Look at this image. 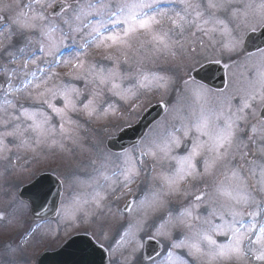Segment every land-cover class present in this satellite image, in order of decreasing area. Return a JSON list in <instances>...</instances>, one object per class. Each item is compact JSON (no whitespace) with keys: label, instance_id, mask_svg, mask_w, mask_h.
<instances>
[{"label":"snow or ice","instance_id":"snow-or-ice-1","mask_svg":"<svg viewBox=\"0 0 264 264\" xmlns=\"http://www.w3.org/2000/svg\"><path fill=\"white\" fill-rule=\"evenodd\" d=\"M261 38L264 0H0V190L15 189L0 264H33L53 220L85 227L50 264H264ZM148 94L169 117L125 145L113 118ZM94 122L121 135L11 183L29 156L82 149Z\"/></svg>","mask_w":264,"mask_h":264},{"label":"rangeland","instance_id":"rangeland-1","mask_svg":"<svg viewBox=\"0 0 264 264\" xmlns=\"http://www.w3.org/2000/svg\"><path fill=\"white\" fill-rule=\"evenodd\" d=\"M204 63H207V61L202 62V65ZM200 66H197V68ZM60 71H67V69H59ZM167 99V97H165ZM161 97L158 94H148L147 96H142L140 100L136 101L139 105V107L136 109V111L129 113L126 110H121V113H117V117L113 118L112 123L123 125L124 127L130 126L134 124L136 121L140 119V116L142 115V112L146 110L150 105L160 102ZM123 115V119H120L119 117ZM169 114L167 113L161 117L159 121L164 120L165 118H168ZM158 121V122H159ZM157 123V122H156ZM155 123V124H156ZM155 124L151 127L153 128ZM89 129L88 133H82V135L86 136V141L83 145L82 149H74L71 153H46L42 154L39 159H37L35 162L31 161V157L29 156L27 158L28 163L30 164V168L28 171H24V164L25 161H20V170L13 176L10 177V181L12 184H21L26 185L30 182L32 179V176L29 174L36 173V172H44L45 170H51L56 169L57 175L63 173L68 174L71 171H73L76 166L82 161L86 160L89 156L93 154L92 144L96 139H104L106 142H108V139L110 137L116 136L119 131L117 128L112 127L111 124H105L104 122L99 123H90L86 125ZM150 130V129H149ZM148 130V131H149ZM71 147V146H70ZM15 194V189L10 188L9 193L6 196L5 191L0 190V212L8 213L10 211V204L11 196ZM131 199V197H129ZM85 226L80 227H74L69 226L68 228H65L63 224L57 225L55 221L52 222H46L44 231H51L53 233V236L55 235V232L57 228L60 229V238L59 239H52V240H46L43 246L36 247L35 249L30 250V256L32 258L33 264H37L38 257L41 255V253L44 252L46 247L56 248L60 246L64 241L69 237L77 232H82L84 230Z\"/></svg>","mask_w":264,"mask_h":264},{"label":"water","instance_id":"water-1","mask_svg":"<svg viewBox=\"0 0 264 264\" xmlns=\"http://www.w3.org/2000/svg\"><path fill=\"white\" fill-rule=\"evenodd\" d=\"M258 35H259V31L257 32V36ZM261 39H264V38H261ZM261 39H257L255 43L257 45L261 44ZM203 69H204V73L212 77V79L209 81L210 85L217 87V88H223L225 86L226 77L223 71L221 70L220 66L211 64V65H207L203 67ZM199 70L200 69H198V71ZM165 111L166 110L163 109L162 104L151 107V109L147 111V113L144 115V117L141 118V120L138 122L136 126L130 128V130L127 129L124 131L125 138L122 141V143L129 144L130 142H132L129 140V137H132L134 140L136 135H138L140 132H145L154 121H156L158 118H161V116L163 115ZM116 147L118 148L119 144H116ZM39 264H50V261L46 259L44 255L42 259H40Z\"/></svg>","mask_w":264,"mask_h":264}]
</instances>
